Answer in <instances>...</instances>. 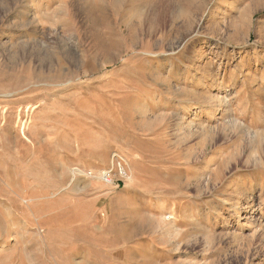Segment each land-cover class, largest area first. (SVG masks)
Wrapping results in <instances>:
<instances>
[{
    "label": "rangeland",
    "instance_id": "1",
    "mask_svg": "<svg viewBox=\"0 0 264 264\" xmlns=\"http://www.w3.org/2000/svg\"><path fill=\"white\" fill-rule=\"evenodd\" d=\"M114 1L0 0V264H264V0Z\"/></svg>",
    "mask_w": 264,
    "mask_h": 264
},
{
    "label": "bare ground",
    "instance_id": "2",
    "mask_svg": "<svg viewBox=\"0 0 264 264\" xmlns=\"http://www.w3.org/2000/svg\"><path fill=\"white\" fill-rule=\"evenodd\" d=\"M83 1H84V7H85L84 8L85 9V15H86L85 17L91 23V26H92L90 36L93 40L94 49H98L99 51L106 53L108 50H110V49L112 50V48H114V47L116 48L117 46H119V44H121L122 42L133 38V29L131 27H129V25L128 26L126 25L125 27L121 28L119 31V34H115L109 26H106L107 24L105 21H107L108 16L106 15V12H107L106 7L102 3L103 0H83ZM120 1L121 0H116L114 2H120ZM256 4H257V1L254 2V5H256ZM230 7H231V5H229V4H228V6L224 7V9H223L224 12H221V15H225L226 13H228ZM155 16H158L156 18H159L162 16L161 19H163V9L158 11L157 13H155ZM151 20H153V19H151ZM99 24L103 25L104 30H101L98 28ZM133 47H134V44H133ZM117 49H118V47H117ZM108 53H109V51H108ZM114 59H115V57H114ZM108 61H110V58ZM99 177L101 179L104 178L102 173H100ZM111 179H112V177H111ZM111 179L106 178L107 183L112 182Z\"/></svg>",
    "mask_w": 264,
    "mask_h": 264
},
{
    "label": "built area",
    "instance_id": "3",
    "mask_svg": "<svg viewBox=\"0 0 264 264\" xmlns=\"http://www.w3.org/2000/svg\"><path fill=\"white\" fill-rule=\"evenodd\" d=\"M124 164H121L120 162H117V172L119 175L125 177L126 176V171L124 170ZM103 174V177L102 180L106 181V178H110L113 176V172L112 170L108 169V170H104L101 172ZM87 175L89 176H93L92 173L90 171L87 172ZM107 182V181H106Z\"/></svg>",
    "mask_w": 264,
    "mask_h": 264
}]
</instances>
